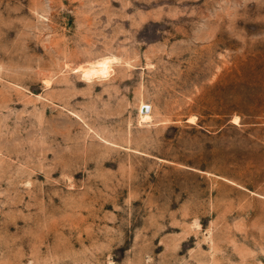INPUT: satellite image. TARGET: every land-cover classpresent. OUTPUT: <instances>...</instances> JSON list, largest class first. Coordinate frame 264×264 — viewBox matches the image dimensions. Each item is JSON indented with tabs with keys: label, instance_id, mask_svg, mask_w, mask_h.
I'll return each mask as SVG.
<instances>
[{
	"label": "rangeland",
	"instance_id": "374dc122",
	"mask_svg": "<svg viewBox=\"0 0 264 264\" xmlns=\"http://www.w3.org/2000/svg\"><path fill=\"white\" fill-rule=\"evenodd\" d=\"M0 264H264V0H0Z\"/></svg>",
	"mask_w": 264,
	"mask_h": 264
},
{
	"label": "bare ground",
	"instance_id": "6f19581e",
	"mask_svg": "<svg viewBox=\"0 0 264 264\" xmlns=\"http://www.w3.org/2000/svg\"><path fill=\"white\" fill-rule=\"evenodd\" d=\"M109 59V58H108ZM111 59V58H110ZM110 60H107V59H103L101 61H96V63H91L90 66L86 67L85 69H83L84 71H86L87 73H91V74H100V75H103V74H106L109 72V65H107V63H110L108 62ZM113 64V63H112ZM142 107L144 108L145 105L142 104ZM142 108V109H143ZM141 118L142 120L144 121H149L150 122V118H151V115L149 113V111H147L146 107H145V111H143L141 113Z\"/></svg>",
	"mask_w": 264,
	"mask_h": 264
},
{
	"label": "water",
	"instance_id": "95a60500",
	"mask_svg": "<svg viewBox=\"0 0 264 264\" xmlns=\"http://www.w3.org/2000/svg\"><path fill=\"white\" fill-rule=\"evenodd\" d=\"M143 111H145V108H143Z\"/></svg>",
	"mask_w": 264,
	"mask_h": 264
}]
</instances>
